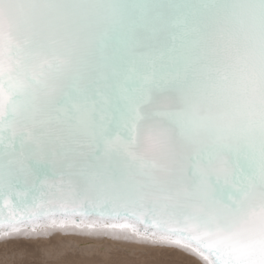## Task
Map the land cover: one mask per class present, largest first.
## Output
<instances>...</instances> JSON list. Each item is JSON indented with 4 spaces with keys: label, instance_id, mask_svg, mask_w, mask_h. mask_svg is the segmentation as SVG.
<instances>
[{
    "label": "snow or ice",
    "instance_id": "snow-or-ice-1",
    "mask_svg": "<svg viewBox=\"0 0 264 264\" xmlns=\"http://www.w3.org/2000/svg\"><path fill=\"white\" fill-rule=\"evenodd\" d=\"M66 228L264 264V0H0V237Z\"/></svg>",
    "mask_w": 264,
    "mask_h": 264
},
{
    "label": "bare ground",
    "instance_id": "bare-ground-1",
    "mask_svg": "<svg viewBox=\"0 0 264 264\" xmlns=\"http://www.w3.org/2000/svg\"><path fill=\"white\" fill-rule=\"evenodd\" d=\"M180 252L186 264H204L187 250L126 239L116 230L66 228L0 237V264H172Z\"/></svg>",
    "mask_w": 264,
    "mask_h": 264
}]
</instances>
